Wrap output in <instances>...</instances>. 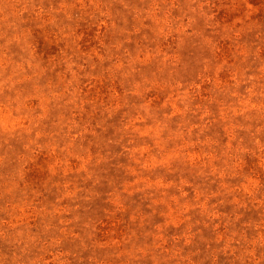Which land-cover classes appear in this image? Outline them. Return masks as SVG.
Masks as SVG:
<instances>
[{
  "label": "rangeland",
  "instance_id": "1",
  "mask_svg": "<svg viewBox=\"0 0 264 264\" xmlns=\"http://www.w3.org/2000/svg\"><path fill=\"white\" fill-rule=\"evenodd\" d=\"M0 264H264V0H0Z\"/></svg>",
  "mask_w": 264,
  "mask_h": 264
}]
</instances>
